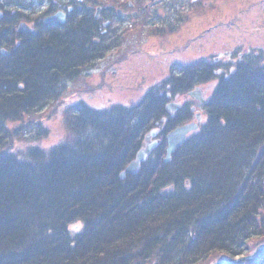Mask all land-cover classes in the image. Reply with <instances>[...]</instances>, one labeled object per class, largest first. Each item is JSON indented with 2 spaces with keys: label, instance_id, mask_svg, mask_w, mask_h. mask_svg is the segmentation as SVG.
Listing matches in <instances>:
<instances>
[{
  "label": "trees",
  "instance_id": "1",
  "mask_svg": "<svg viewBox=\"0 0 264 264\" xmlns=\"http://www.w3.org/2000/svg\"><path fill=\"white\" fill-rule=\"evenodd\" d=\"M6 4L16 21L30 13L22 0H0V46L9 48L0 53V264H211L264 243L261 52L226 68L205 117L168 162L165 135L189 120L190 108L166 111L167 90L129 107L78 102L74 116L66 106L71 132L42 146L48 133L31 115L56 102L72 70L117 32L92 20L18 32L2 21ZM17 36L22 42L9 45ZM197 73L171 77L172 96L214 75ZM152 129L157 145L126 171ZM73 223L80 227L71 235ZM263 262L264 247L235 264Z\"/></svg>",
  "mask_w": 264,
  "mask_h": 264
},
{
  "label": "rangeland",
  "instance_id": "2",
  "mask_svg": "<svg viewBox=\"0 0 264 264\" xmlns=\"http://www.w3.org/2000/svg\"><path fill=\"white\" fill-rule=\"evenodd\" d=\"M44 1L22 0V3H24L21 6L23 14L30 12L28 14L30 22H34L33 18L40 16L41 11H44V9L42 10V7L46 6ZM40 3L42 5L36 9ZM224 3L223 0V3L219 4V11L211 15V19H206V24L210 25L212 24L211 22H214L213 24L218 23L217 19L225 21L229 16H224V14L230 10L232 13L236 12L240 15L239 19H241L240 24L242 25L240 27L235 25L232 31L229 29L227 38H223L224 27L217 29L216 36L220 37L217 41L210 37L211 31L209 33L205 30L207 25L200 21V23L198 22L199 18L195 13L198 10L191 11L187 9L183 11L178 24V26H181L178 29H172L169 33L167 31L171 30V28L164 26L162 23L158 25L160 29H163L162 34H156L154 31H149L139 26L133 28L122 27L119 33L117 32V38L113 44L106 46L99 55H93L95 58L91 57L92 60L90 62L82 61L72 70L75 76L72 78L73 80L70 79L64 86H61L60 96L54 100L56 102L53 104L50 102L51 106L31 115L32 119L41 122L48 133L42 137L44 139L40 142V145L45 146L56 142L65 133L71 132L61 110L66 106H71L70 113L71 116H74L75 104L78 102L96 106L116 103L123 107H129L137 101L140 103V100L149 91L161 93L167 90L165 96L167 95L170 101L172 99V101H178L180 104L186 103L185 106L188 108L193 105L195 109L201 112V116L204 118V107L198 103L196 97L191 96V92L196 89L194 87L199 85L197 87L199 90L197 91L202 89V92L200 91L202 96L206 95L209 100L211 93L218 86L219 77L226 73V68L233 65L231 63L233 60H237L239 57L247 59L245 57L249 55L248 53L256 50L257 52H262L264 56V0H229L228 3L232 4V8L229 10L225 9ZM1 7L3 9L4 4ZM5 9L8 11L2 16V21L4 24L5 22L11 25L14 23L15 27L13 28L17 30V24L20 20H14L15 11L13 6L6 4ZM15 10L17 9L15 8ZM31 11L35 12L32 14ZM164 15H167V12ZM252 17L254 18L252 19ZM79 22L83 23L81 20ZM61 28L63 27L57 26L47 29V31ZM105 28L102 27V32L105 31ZM40 30V27H37V29L33 27L31 29L32 32L23 29L20 31L23 33H35ZM124 30L127 31L124 32ZM10 34L7 33V36H10ZM32 36L34 37V35ZM102 38H104L103 35ZM207 41H213L218 49V53L215 56L217 58H208L211 66L203 64L205 62L203 59L205 55L203 54L214 50V47L207 49L212 46L211 43L205 45ZM21 42L20 36H17L9 42V45H19ZM0 47L3 48L2 46ZM6 49L8 50L9 48ZM86 56L88 57L87 53ZM196 62L203 65H196ZM184 66V69L179 70L180 67ZM190 70H195L196 72L198 70L200 72L197 73L198 75L205 74L211 70L215 72L210 80L198 82L186 92H174L175 94L172 96L170 90L172 89L173 79L171 77L185 74V72L188 73ZM168 99L165 105L169 102ZM193 116V114H190L188 119ZM158 128L162 130L164 125L161 124ZM148 142L149 140L145 142L143 148ZM79 227L78 223L71 224L69 226L71 235ZM249 259L250 257H245L240 261Z\"/></svg>",
  "mask_w": 264,
  "mask_h": 264
},
{
  "label": "flooded vegetation",
  "instance_id": "3",
  "mask_svg": "<svg viewBox=\"0 0 264 264\" xmlns=\"http://www.w3.org/2000/svg\"><path fill=\"white\" fill-rule=\"evenodd\" d=\"M49 1V13L42 16V18H33L34 22H31L30 26L37 25L41 30L50 29V27H64L74 21L88 22L92 20L98 26L106 27L107 31H116L119 33L122 27L133 28L139 26L140 28L154 31L156 34H162L163 29H160L159 23L171 28L178 29L182 17V12L190 9L195 12L199 18L198 22L206 24L207 20L211 19V15L219 11V4L223 3V0H48ZM229 0H224L225 9L232 8V4L228 3ZM253 3V1H252ZM249 7V6H248ZM60 12V16L52 17L47 22H44V18L49 15H54ZM167 12V15H164ZM229 10L224 16H229L225 21L217 19L218 23L207 25L205 30L212 34L210 37L217 41L220 37L217 35V29L224 27L223 38L228 37L229 29L234 30V26L240 27L241 19L240 15L236 12L232 13ZM239 13V11H238ZM254 17H252L253 19ZM42 19V21H40ZM207 19V20H206ZM216 20V21H217ZM262 21V20H261ZM199 22V23H200ZM263 22V21H262ZM264 25V22H263ZM213 26L215 27L213 29ZM127 30H124L126 32ZM161 32V33H159ZM230 34V33H229ZM233 38V34L231 35ZM225 42V41H224ZM211 43L207 49L214 47V50L207 53L205 52L203 58L206 66H211V62L208 58H214L218 49L214 45L213 41H207L205 45ZM224 48V47H222ZM217 58V57H215ZM196 62V65H203ZM185 68L180 67L179 70ZM231 69V68H230ZM211 70L208 73H214ZM196 85V84H195ZM194 85V86H195Z\"/></svg>",
  "mask_w": 264,
  "mask_h": 264
},
{
  "label": "water",
  "instance_id": "4",
  "mask_svg": "<svg viewBox=\"0 0 264 264\" xmlns=\"http://www.w3.org/2000/svg\"><path fill=\"white\" fill-rule=\"evenodd\" d=\"M24 26H25L24 23H20L19 24V29L26 30L24 28ZM195 90H193V92H191V95H197L198 96L200 91H197L198 89L196 91ZM171 105H172V107H171ZM176 105L177 104L174 105L173 103H171V104L167 105V109L168 110H173L176 107ZM195 128H196V124L194 122H190V123H186V124H183L181 126H178V127L174 128L173 130L169 131L166 134L167 147H166V154H165L164 160H168L170 158V155L175 150V148L178 147L179 145H181V143L185 140L186 134L190 130L195 129ZM151 145H153V144H150L147 147V149H149L151 147ZM142 155H143L142 151L138 152V154H137L138 159H141ZM135 166H136L135 163H131V164H129L127 169L129 171H133L135 169ZM263 246H264V244L258 245L256 247V249L254 250V252L252 254H250V255L242 256V257L237 258V259H235L233 261L218 260V261H216V262H214L212 264H226V263H229V262H237L238 260L243 259L245 257L254 256L259 251V249L261 247H263Z\"/></svg>",
  "mask_w": 264,
  "mask_h": 264
}]
</instances>
